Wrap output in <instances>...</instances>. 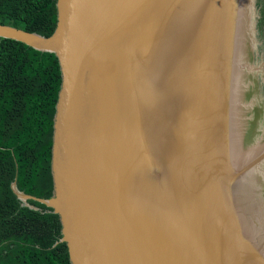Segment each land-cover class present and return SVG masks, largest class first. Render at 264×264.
Instances as JSON below:
<instances>
[{
  "label": "water",
  "instance_id": "1",
  "mask_svg": "<svg viewBox=\"0 0 264 264\" xmlns=\"http://www.w3.org/2000/svg\"><path fill=\"white\" fill-rule=\"evenodd\" d=\"M56 11L48 36L0 23V37L58 60L51 194L11 188L58 215L70 263L264 264V191L238 197L264 153L233 165L231 145L234 121L264 113L255 0H56Z\"/></svg>",
  "mask_w": 264,
  "mask_h": 264
},
{
  "label": "trees",
  "instance_id": "2",
  "mask_svg": "<svg viewBox=\"0 0 264 264\" xmlns=\"http://www.w3.org/2000/svg\"><path fill=\"white\" fill-rule=\"evenodd\" d=\"M264 16V10L262 11ZM56 0H0V23L50 35ZM260 25V23H259ZM60 86L58 60L23 42L0 37V264H71L61 225L39 198L52 190L48 158Z\"/></svg>",
  "mask_w": 264,
  "mask_h": 264
},
{
  "label": "bare ground",
  "instance_id": "3",
  "mask_svg": "<svg viewBox=\"0 0 264 264\" xmlns=\"http://www.w3.org/2000/svg\"><path fill=\"white\" fill-rule=\"evenodd\" d=\"M239 77V75L236 76V83H239ZM235 95L236 91L235 89H232L234 110L238 108ZM255 98V95L250 98V106L253 105V100H255ZM255 108L256 106H253L251 110L247 109L246 111H252ZM262 110L264 112V109ZM235 114L237 113L235 112ZM245 120L249 125H246L244 122L238 123L237 121H234L233 128L231 129V145L233 146V156L236 158L235 160H232L233 165L237 163H239L238 166L246 164L264 153V127L261 129L264 124V113H257L256 115L250 114L245 116ZM262 177L264 178V159L261 162L254 164L253 168L249 169L246 175L243 173V180L240 182L241 185H239L241 194L238 195V197L241 199L244 196H249L250 199L257 194L258 196H262L264 191ZM252 192L254 193L250 194Z\"/></svg>",
  "mask_w": 264,
  "mask_h": 264
},
{
  "label": "rangeland",
  "instance_id": "4",
  "mask_svg": "<svg viewBox=\"0 0 264 264\" xmlns=\"http://www.w3.org/2000/svg\"><path fill=\"white\" fill-rule=\"evenodd\" d=\"M255 6L257 8V20H256V27H257V43H255L253 49L254 58L256 61H263L264 62V18L261 20L262 12L261 10L264 8V0H255ZM259 22H260V35H259ZM260 83H262V87L260 88L261 97L259 98V104L264 108V77L261 79Z\"/></svg>",
  "mask_w": 264,
  "mask_h": 264
},
{
  "label": "flooded vegetation",
  "instance_id": "5",
  "mask_svg": "<svg viewBox=\"0 0 264 264\" xmlns=\"http://www.w3.org/2000/svg\"><path fill=\"white\" fill-rule=\"evenodd\" d=\"M264 10V8L261 10V12ZM264 18V16L262 15L261 20ZM260 23V22H259ZM259 35H260V25H259Z\"/></svg>",
  "mask_w": 264,
  "mask_h": 264
},
{
  "label": "clouds",
  "instance_id": "6",
  "mask_svg": "<svg viewBox=\"0 0 264 264\" xmlns=\"http://www.w3.org/2000/svg\"><path fill=\"white\" fill-rule=\"evenodd\" d=\"M262 85V84H261ZM262 87V86H261Z\"/></svg>",
  "mask_w": 264,
  "mask_h": 264
}]
</instances>
